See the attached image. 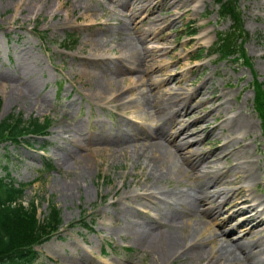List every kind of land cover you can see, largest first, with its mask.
<instances>
[{
  "label": "rangeland",
  "instance_id": "1",
  "mask_svg": "<svg viewBox=\"0 0 264 264\" xmlns=\"http://www.w3.org/2000/svg\"><path fill=\"white\" fill-rule=\"evenodd\" d=\"M73 1L48 0L44 5L43 1L38 0H0V120L13 113L21 115L24 120L46 118L49 124L43 134L0 144V176L8 172L16 183H29L25 188L23 201L27 205L30 200L35 199L39 218L47 212L50 203L60 209L62 225L56 234L36 247L40 253L37 264H76L80 257L88 260L81 264H155L148 254L142 256L137 253L138 246L128 231H124L130 220L117 213L118 207L126 210V207L140 206L151 210L150 215L153 214L152 207L147 206L144 200L135 199L130 202L132 197H129L118 202L129 191L134 190L135 195L137 191L146 189L145 185L151 178L145 180L143 175L137 173L143 168L148 173L149 169L141 163L137 164L135 157H131L129 153L121 154L127 149L119 153L115 152L119 148L103 149L95 141H91L89 145L86 142L94 131L109 133L116 131L118 127H124V117L142 118V101H138V107L133 108L121 105L118 100H104L103 94L114 89L107 88L100 93L94 88L93 80L83 73L80 62L81 58L91 52L86 41L87 35L101 27V19L108 11L118 12L119 7L110 0H102V5H97L96 0H84L92 6V18L100 16L91 26L87 25L91 17L80 14L84 10L79 11L82 7L71 6ZM237 4L248 33L243 49L249 58V65L241 63V60L236 62L219 59L217 54L210 55L217 32L226 30L231 21L229 18H219V5L214 0H195L190 2L189 12L181 9L180 12L184 14L148 43L157 48L153 49L147 63L150 66H163L152 73L148 72L146 78L150 75L161 80H168L173 75L176 78L183 77L184 80L180 83L165 81L155 91L179 89L181 96L189 92L188 99L182 105L185 109L197 100L198 88L206 80L208 82L205 87L209 92L205 93L206 97L215 98L220 92L227 94L232 105L228 117H232L238 109L255 123L253 133L245 137L249 143L246 153L255 163V174L264 178V123L254 110V92L251 86L257 80L264 91V0H237ZM55 8L58 12L52 15L50 10ZM149 9L147 7L137 17V26L145 27V22L142 25L138 20L151 14ZM152 14L156 20H161L171 12L156 9ZM67 18L70 20L69 24L64 23L68 21ZM163 27L162 24L160 28ZM193 30L196 32L190 35ZM110 46L96 51L97 59L120 56L118 50L110 51ZM197 55L203 58L193 61L192 58ZM28 66L36 71L29 72ZM84 67L87 71L94 69L92 64L86 63ZM137 73L122 72L116 76L100 73V76L112 81L114 88L123 90V96L129 98L136 93L131 82L137 81L133 76ZM31 85L33 94L26 104L27 101L16 91ZM212 103L201 104L202 106L197 104L186 114L180 115L182 121L173 131H182L183 125L188 124L185 127L189 129L188 134L179 136L186 147L183 152L197 149L207 155L218 151L228 142V132L222 128L225 112H213L206 116L213 109L210 106ZM215 106L214 102L213 107ZM146 108L145 106L143 110L148 117L150 110L147 111ZM71 140H78L81 145L83 142V145L87 143L85 151L81 149V152L86 154L85 164L90 168L86 176L79 177L77 181L79 191L75 188L72 193H68L61 192L60 188L75 180L79 163L73 172H67L59 165L58 158L62 154V148L70 150L67 143ZM238 161H241V157ZM213 163L215 164L212 165ZM236 163L233 157L221 158L219 161L211 158L207 164L209 167L203 170H217L219 176H229L223 177L221 182H230L234 177L232 168ZM5 165L6 171L1 167ZM226 171L228 173L225 174ZM187 174L195 172L189 171ZM194 180L182 177L178 181L164 180L158 184L167 192H180L188 190V187H196L195 182L191 183ZM209 188L213 189L212 186ZM249 194L248 204H253L255 202L251 201L256 200L264 203V183L260 181L251 185ZM234 200L236 197L227 201ZM221 208L225 213L218 216L217 223L228 216L226 205L223 204ZM150 215L140 218L148 219ZM246 218L247 213H238L223 231L233 228L227 236L240 238L243 227L241 221ZM214 228L219 230L218 227ZM263 233L264 231H259L242 239V244L252 242L250 239L262 242ZM180 263L182 262L176 260L172 264Z\"/></svg>",
  "mask_w": 264,
  "mask_h": 264
},
{
  "label": "bare ground",
  "instance_id": "2",
  "mask_svg": "<svg viewBox=\"0 0 264 264\" xmlns=\"http://www.w3.org/2000/svg\"><path fill=\"white\" fill-rule=\"evenodd\" d=\"M38 1H43L44 5L48 3V0ZM110 1L119 7V11H108L106 16L101 19L103 20L101 27L87 35L86 41L91 47V52L86 57L81 58L80 62L83 73L93 80L94 88L100 93L107 88L114 89L108 94H103L105 95L104 100L108 102L118 100L121 105L133 108L138 107L136 105L138 101H142V107L146 106V110H150V116L147 114L148 117H146V112L142 108L140 110L142 118L127 119L124 117V127H118L116 131H108L109 133L94 131L92 132L93 135L86 140L88 145L91 141H95L103 149L119 148L115 151L119 153L127 149L126 152L121 154L126 155L129 153L131 157H135L137 164L141 163L149 169L148 173L145 172V168L140 169V172L137 173L143 175L142 178H145V180L151 178V181L148 182L149 185H145L146 189L137 191L135 195L134 190L129 191L118 202L120 203L121 200H126L129 197H132L130 202L135 199L144 200L147 206L152 207L153 214L150 215L151 210L148 211L143 207H126V210L118 207L117 213L126 216V219L130 220L127 221V227L124 231H128L132 240L138 246L137 253L142 256L148 254L155 264H172L176 260L181 261L180 264H264V257H258L264 255V244L262 243L264 240L260 242L259 240L250 239L252 242H247L246 245L242 244V239H247L259 231H264V203L256 200L251 201V203H255L248 204L249 199H247V196H250L251 185L260 181L264 183V178H260L255 174L253 167L255 163L250 160L246 153L247 144L249 143L246 142L245 137L253 133L255 129L254 121L238 109L232 117H228L232 105L229 103L227 94L220 92L215 98L206 97L209 94L205 87L208 80L199 86L197 100L185 109L182 105L188 99L189 92L181 96L178 92L179 89L155 91L165 81L180 83L184 80L183 77L178 76L176 78L173 75L168 77V80L166 78L161 80L157 76L150 75L146 78L148 72L151 71L152 73L163 66L152 64L150 66L147 63L151 52L157 48L149 46L148 43L184 14L180 12L181 9L184 12H189L190 2L195 0ZM82 3H85V5H82ZM102 3V0H96L97 5H102ZM71 6L82 7L79 11H84L80 14H87V18L91 17L88 19L87 25L91 24L92 26L100 18V16L92 18L94 16V14L91 15L92 6L84 0H74ZM147 7L150 8L151 14L138 20L142 25L145 22V27L142 28L140 25H136V20ZM162 8L165 9L162 10ZM156 9L160 12L169 11L171 14L161 20H156L152 14ZM37 11L39 12L40 8ZM50 11L52 15L58 12L56 8ZM67 19L68 21L64 22L65 24H69L70 20ZM162 24L164 27L160 28ZM109 45H111L110 51L118 50L120 56L97 59L98 54H95L96 51ZM126 62L128 63L125 64ZM86 63L92 64L94 69L87 71L88 69L84 67ZM27 70L29 72L36 71L31 66H28ZM96 71L112 76L122 72L130 74L138 72L137 75H133L137 78V81L131 82L134 84L135 96L124 97L123 90L115 89L112 81L107 78L103 79L104 77ZM32 87L33 85L23 86V88L16 91L22 99L27 101L26 104L33 94ZM214 102L216 103L215 107H213ZM210 103H212L210 106L213 109L206 116H210L213 112H225L222 128L228 132V142L224 143L218 151L207 155L197 149L183 152L186 147L180 141L179 136L188 134L189 129L185 128L188 127V124L183 125L182 131L181 129L173 131L182 121L180 115L186 114L197 104L202 106ZM148 120H151L150 123L147 122ZM83 143L81 145L78 140H71L67 143L70 148L69 151H66L67 147L61 149L62 154L58 158L59 165L67 172H73L76 168L78 170L76 181L65 183L60 188L61 192L72 193L75 188L76 191H79L77 181L79 177L84 178L89 171L90 167L85 164L86 154H84L87 143L85 145ZM81 149L84 151L81 152ZM228 157H233L237 161L232 168L234 177L230 182L228 180L221 182L223 177L229 176H219L217 170L212 172L203 170L209 167L207 164H209L211 158L214 161H219L221 158L226 159ZM240 157L241 161H238ZM78 163L79 167H76ZM189 171H194L195 174L188 175ZM182 177L194 178L195 180L191 183L195 182L194 184L197 186L188 187V190H181L180 192H167L158 184L164 180L178 181ZM228 185L231 187H228ZM210 186L213 187L212 190L209 188ZM86 191L88 192V190ZM232 197H236V200L227 201ZM223 204L228 208V216L217 223L218 216L225 213L222 212L221 208ZM238 208L240 209L237 210ZM240 212L247 213L248 218L241 221L243 227H241L240 238L233 239L227 234L234 229L223 231V228L230 225ZM149 215L148 219H141L146 217L140 218V216ZM213 226L218 227L219 230ZM84 261L88 260L80 257L77 259L76 264H81Z\"/></svg>",
  "mask_w": 264,
  "mask_h": 264
},
{
  "label": "trees",
  "instance_id": "3",
  "mask_svg": "<svg viewBox=\"0 0 264 264\" xmlns=\"http://www.w3.org/2000/svg\"><path fill=\"white\" fill-rule=\"evenodd\" d=\"M215 2L219 5L218 16L229 18L231 24L226 30L217 32L210 54H217L219 59L241 60L249 64L243 49L248 33L237 0ZM196 58L201 57L193 59ZM253 89L254 105L264 116L262 84L254 80ZM48 126L46 118L24 120L21 115L10 113L0 120V144L18 142L31 134H41ZM1 167L7 170L6 165ZM28 184L15 183L8 172L0 176V264H37L40 254L36 246L50 239L62 225L61 212L56 205L50 203L47 212L39 218L35 199L24 204L23 196Z\"/></svg>",
  "mask_w": 264,
  "mask_h": 264
}]
</instances>
